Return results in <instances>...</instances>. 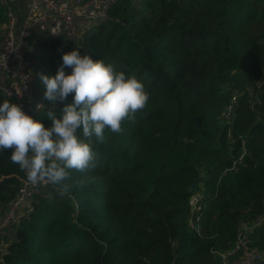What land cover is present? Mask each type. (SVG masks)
Instances as JSON below:
<instances>
[{"label":"trees","instance_id":"1","mask_svg":"<svg viewBox=\"0 0 264 264\" xmlns=\"http://www.w3.org/2000/svg\"><path fill=\"white\" fill-rule=\"evenodd\" d=\"M135 1L120 0L78 45H39L44 75L55 76L62 55L77 49L135 75L150 99L122 133L106 130L103 143L93 137L96 167L71 170L69 193L32 200L0 264H221L218 253L239 226L264 212V91L254 111L243 91L264 70V0ZM38 89L44 109L34 120L48 128L39 78ZM234 91L243 94L228 138L223 111ZM63 106L56 104L58 116ZM10 157L0 152V215L24 177ZM84 175L93 179L79 187ZM194 179L203 207L192 215ZM192 217L199 233L189 228ZM252 248L264 255V227Z\"/></svg>","mask_w":264,"mask_h":264},{"label":"clouds","instance_id":"2","mask_svg":"<svg viewBox=\"0 0 264 264\" xmlns=\"http://www.w3.org/2000/svg\"><path fill=\"white\" fill-rule=\"evenodd\" d=\"M55 76L42 73L43 100L51 110L46 128L22 107L5 100L0 104V152L11 150V161L25 172L34 186L46 181L58 196L71 191V170L86 174L95 169L93 137L101 143L106 130L120 134L125 122H134L149 102V94L135 75L116 71L115 65L81 55L80 50L62 55ZM70 68L71 74L65 69ZM73 95L72 103H66ZM63 104L57 115L56 104ZM43 103L37 105V108ZM93 178L84 175L79 187Z\"/></svg>","mask_w":264,"mask_h":264},{"label":"built area","instance_id":"3","mask_svg":"<svg viewBox=\"0 0 264 264\" xmlns=\"http://www.w3.org/2000/svg\"><path fill=\"white\" fill-rule=\"evenodd\" d=\"M120 0H29L25 17L16 22L13 4L15 0H0L7 23L0 35V96L10 99L14 104L35 119L44 109L37 105L43 103L38 89L37 52L35 46L46 41H57L64 46L67 43L78 45L83 32L97 25L109 22L110 11ZM246 104L254 111L259 103L258 96L264 91V70L252 85L246 86ZM242 91L231 92L229 103L223 111V118L231 127L234 123L235 110L238 107ZM44 105V103H43ZM246 150L235 159L231 169L237 170ZM52 190L46 181L34 186L24 177L21 184L0 215V251L4 244L13 239L14 228L28 217L32 211V200ZM53 191V190H52ZM191 192L188 207L193 215L201 210L202 195L189 188ZM69 196V195H68ZM76 207V204H75ZM199 218L189 220L190 229L199 233ZM264 227V212L256 216L251 223L241 224L234 241L226 251L218 253L221 264H264V256L252 248V235Z\"/></svg>","mask_w":264,"mask_h":264},{"label":"crops","instance_id":"4","mask_svg":"<svg viewBox=\"0 0 264 264\" xmlns=\"http://www.w3.org/2000/svg\"><path fill=\"white\" fill-rule=\"evenodd\" d=\"M29 0H15L13 4V10L16 17V22L20 23L21 20L25 17L27 6H28ZM3 9V8H2ZM4 15L6 17L5 11L3 9ZM7 19V17H6ZM6 24L0 23V35L4 32Z\"/></svg>","mask_w":264,"mask_h":264},{"label":"rangeland","instance_id":"5","mask_svg":"<svg viewBox=\"0 0 264 264\" xmlns=\"http://www.w3.org/2000/svg\"><path fill=\"white\" fill-rule=\"evenodd\" d=\"M139 1H141V0H136L135 3L137 4V3H139ZM35 49H36V52H37V55H36V58H37V69H36V73L38 75V74L41 73V70H42L41 69L42 65L40 66V59L44 55V51L42 49H38V45H37V47L35 46V48L33 50L35 51ZM0 99H2V97H0ZM189 227H190V225H189Z\"/></svg>","mask_w":264,"mask_h":264},{"label":"water","instance_id":"6","mask_svg":"<svg viewBox=\"0 0 264 264\" xmlns=\"http://www.w3.org/2000/svg\"><path fill=\"white\" fill-rule=\"evenodd\" d=\"M197 122L199 123V120L197 119ZM195 181L196 179H194L191 184H190V188L193 189V190H196V187H195Z\"/></svg>","mask_w":264,"mask_h":264}]
</instances>
